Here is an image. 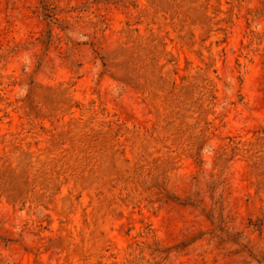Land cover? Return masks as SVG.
<instances>
[{"label": "rangeland", "instance_id": "1", "mask_svg": "<svg viewBox=\"0 0 264 264\" xmlns=\"http://www.w3.org/2000/svg\"><path fill=\"white\" fill-rule=\"evenodd\" d=\"M0 264H264V0H0Z\"/></svg>", "mask_w": 264, "mask_h": 264}]
</instances>
